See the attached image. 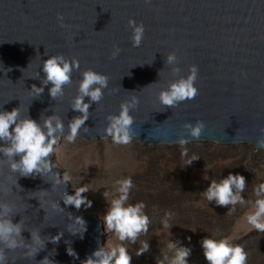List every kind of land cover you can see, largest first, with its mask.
Listing matches in <instances>:
<instances>
[{"label":"water","instance_id":"water-1","mask_svg":"<svg viewBox=\"0 0 264 264\" xmlns=\"http://www.w3.org/2000/svg\"><path fill=\"white\" fill-rule=\"evenodd\" d=\"M130 20L145 27L139 47L133 46ZM115 47L120 51L113 58ZM171 53L177 59L169 63ZM53 55L79 61L56 98L42 71ZM192 65L198 68V95L163 105L160 93L186 78ZM87 70L105 74L108 84L99 102L84 98L90 108L78 136L85 140L111 137L110 117L138 99L130 109L131 135L143 146L172 147L187 139V144L264 151L256 144L264 138V0H0V111L19 108V118L41 125L56 116L64 125L57 139L68 137L71 121L82 115L73 104ZM32 85L44 91L37 95ZM198 121L204 128L196 139L187 125ZM19 159L0 152V220L21 227L13 236L24 245L36 246L32 233L38 232L45 247L27 257V247L13 250L0 242L9 264L12 258L15 264H40L45 257L53 264H81L104 248L106 230L99 218L64 205L65 193H73L68 184L57 183L59 172L52 168L24 177L11 168ZM75 217L86 222L83 238ZM59 233V242L52 243L49 238ZM69 247L78 258L68 254Z\"/></svg>","mask_w":264,"mask_h":264},{"label":"rangeland","instance_id":"rangeland-1","mask_svg":"<svg viewBox=\"0 0 264 264\" xmlns=\"http://www.w3.org/2000/svg\"><path fill=\"white\" fill-rule=\"evenodd\" d=\"M182 147L188 149L187 156L181 155ZM194 154L200 158L186 165ZM49 159L61 176L67 171L72 177L68 183L71 193L74 194L75 187L89 186L91 190L82 195L92 201L91 207L82 205L73 211L81 210L98 217L104 227L107 201L120 195L117 181L132 178L133 188L127 203L143 201L146 204L149 232L141 233L132 243L121 242L106 231L104 241L106 251L120 243L128 247L131 264H171L179 247L191 250L189 264H208L201 246L204 237L217 240L230 237V243L242 245L248 253L247 264H264V233L253 230L243 218L245 212L252 209L250 202L256 199L254 186L264 182V151L249 145L212 143L147 147L133 141L118 145L111 137L93 141L76 137V141L70 143L67 137H61ZM230 172L246 178L243 195L249 203L237 204L235 211L228 214L227 207L207 201L201 193L212 179L219 180ZM105 191L109 193L107 201ZM168 212L171 215L166 217ZM165 219L171 228L163 226ZM145 240L149 249L137 255L141 241ZM170 242L176 247H169Z\"/></svg>","mask_w":264,"mask_h":264},{"label":"clouds","instance_id":"clouds-1","mask_svg":"<svg viewBox=\"0 0 264 264\" xmlns=\"http://www.w3.org/2000/svg\"><path fill=\"white\" fill-rule=\"evenodd\" d=\"M61 26H64V18L62 15L58 16ZM129 24L132 26L133 46H141L144 38L145 27L143 23L136 24L135 20H130ZM120 49L115 47L112 55L115 58L119 55ZM177 59L175 53H171L167 57L169 63ZM73 68H79L78 60H65L63 55L49 56L43 63L42 71L45 73L44 85L49 83L52 85L49 89L50 96L56 98L63 92V86L70 82L71 72ZM198 68L195 65L191 66L190 74L186 78H181L177 82L171 84L169 89L160 93V102L168 107L177 105L180 102L192 100L198 95V88L195 86L197 80ZM108 77L105 74L98 73L94 70H87L83 73V79L80 82L79 91L81 93L73 104V110L80 112L82 115L74 118L69 127L70 135L67 140L71 142L76 141V137L85 122L88 119L89 103H85V97H90L93 102H99L103 95V88L107 87ZM100 85V87H93ZM32 91L39 95L44 91L43 87H36L32 85ZM138 99H133L132 103H125L121 105V111L118 116L110 117V124L106 129V134L112 137V141L118 145H127L133 142L131 135V126L134 123V118L130 115V109L138 104ZM19 108H13L11 111H0V141H8L9 146L4 147L0 144V152L9 157L20 156L18 161L11 164L13 171H19L22 176L43 175L45 172H51L53 162L48 159L55 152V145L58 143L56 137L57 131H63V122L56 116L48 117L44 120L43 125L32 118H19ZM191 131L190 135L199 139L204 128L203 121H198L195 126L187 125ZM46 129V131H45ZM187 139L180 141L181 145H186ZM256 144L259 148H264V138L257 140ZM182 156L188 155V149L182 147ZM198 155H193L186 161V165H190L193 160L199 159ZM57 183L61 180L68 184L72 177L67 171L61 176L56 173ZM118 192L120 195L117 198L107 201L109 193L104 192V196L108 203V208L103 216L105 230L112 232L119 241H131L135 243L141 233L147 234L149 232L150 218L144 211L146 204L143 201L136 203H127L129 194L133 188V181L131 177L118 180ZM246 188V178L239 174L229 173L226 177L219 180L212 179L207 189L201 195L209 202L215 201L217 206H224L228 208V214L235 211L237 204L249 203L245 200L243 195ZM91 189L88 185H83L74 188V194L65 193L63 203L64 205L74 206L80 209L82 205L91 207L92 201L89 200L84 193ZM235 190V191H234ZM253 194L256 199L252 200V209L246 211L244 219L251 228L257 232L264 233V182L254 186ZM232 207H229V206ZM53 207H56L55 205ZM171 213H165V216H170ZM77 224L81 225L80 233L83 238V233L86 232V222L81 217H75ZM165 228H171L172 225L168 220L163 221ZM195 232L194 230H192ZM21 227L14 225L11 221L0 220V242H2L8 249H16L18 247H27L28 251L25 253L27 257H34L36 253L45 247L44 241L41 240L38 232L32 233V239L36 246L24 245L23 241H18L13 234L19 236ZM76 234V233H73ZM63 234L59 233L56 236L50 237L52 243L59 242ZM191 239L190 237L188 238ZM231 238L225 237L223 239H214L211 237H204L201 242L203 248V255L208 264H247L248 253L240 244L230 243ZM107 247V245H106ZM148 241H141V247L137 249L136 254L142 255L149 249ZM169 247H176L174 243H169ZM67 252L71 256L78 254L69 247ZM191 250L187 247H179L175 256L171 260V264H189L188 257ZM132 256L128 247L123 243L111 247L108 251L104 248L94 250L81 264H131ZM0 264H9V257L6 255L4 248H0ZM11 264H15V258H12ZM40 264H53L48 257L41 260Z\"/></svg>","mask_w":264,"mask_h":264},{"label":"bare ground","instance_id":"bare-ground-1","mask_svg":"<svg viewBox=\"0 0 264 264\" xmlns=\"http://www.w3.org/2000/svg\"><path fill=\"white\" fill-rule=\"evenodd\" d=\"M77 137H79V136H77ZM104 137H107V136H104ZM102 138V137H101ZM112 138V137H111ZM100 139V138H99ZM93 141V140H92ZM134 142H136V141H134ZM137 143V142H136ZM139 144V143H138ZM70 212H73V210H70Z\"/></svg>","mask_w":264,"mask_h":264}]
</instances>
